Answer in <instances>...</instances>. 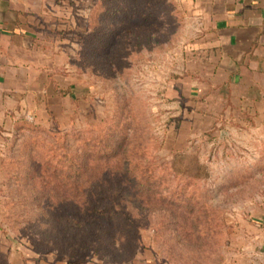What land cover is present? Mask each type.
<instances>
[{
    "label": "rangeland",
    "instance_id": "374dc122",
    "mask_svg": "<svg viewBox=\"0 0 264 264\" xmlns=\"http://www.w3.org/2000/svg\"><path fill=\"white\" fill-rule=\"evenodd\" d=\"M195 10L66 2L46 80L0 141V264H264V72L219 65ZM83 192L120 194L137 231L94 237Z\"/></svg>",
    "mask_w": 264,
    "mask_h": 264
},
{
    "label": "crops",
    "instance_id": "0c3cea01",
    "mask_svg": "<svg viewBox=\"0 0 264 264\" xmlns=\"http://www.w3.org/2000/svg\"><path fill=\"white\" fill-rule=\"evenodd\" d=\"M73 1L0 0V141L27 114L30 83L46 80L41 67L64 41V6ZM192 1L219 65L233 75L264 72V0Z\"/></svg>",
    "mask_w": 264,
    "mask_h": 264
},
{
    "label": "trees",
    "instance_id": "16d2710c",
    "mask_svg": "<svg viewBox=\"0 0 264 264\" xmlns=\"http://www.w3.org/2000/svg\"><path fill=\"white\" fill-rule=\"evenodd\" d=\"M53 155L54 154H52L48 159L50 163L51 158L53 159ZM62 158H65L67 161L71 162V165L68 167L66 165L62 166H66L70 171L72 170L71 172H74V178H78L80 180L78 186L81 184L85 185L83 183L89 182L90 178L86 177V175L87 173L91 172V168H89L88 164L79 162V160L76 161L73 155L63 156ZM129 170L131 171V179L129 180L134 186H137L138 184H141L142 186L147 183V180L140 176V172H143V167L134 164L129 168ZM81 178L85 180H82ZM87 195L88 192L81 193L80 202L85 205L84 211H82L80 215H90L99 220V224L93 226L92 235L94 237L95 232L99 231V228L101 226L104 227V234L108 236L125 234V228L128 226H131L133 228L135 227V229H131L130 231H128L129 235H133V233L137 231V223L133 221L130 210L122 208L121 205L119 206V200L121 199L120 194H117L115 199L112 197H108L106 193L99 192L96 194L91 203L89 200L86 201ZM88 204H90L89 207H86V205Z\"/></svg>",
    "mask_w": 264,
    "mask_h": 264
}]
</instances>
